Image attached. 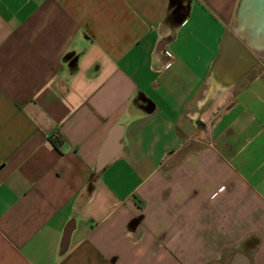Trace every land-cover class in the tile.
<instances>
[{"label":"crops","instance_id":"0c3cea01","mask_svg":"<svg viewBox=\"0 0 264 264\" xmlns=\"http://www.w3.org/2000/svg\"><path fill=\"white\" fill-rule=\"evenodd\" d=\"M237 1L0 0V264H264V62L213 75Z\"/></svg>","mask_w":264,"mask_h":264},{"label":"water","instance_id":"95a60500","mask_svg":"<svg viewBox=\"0 0 264 264\" xmlns=\"http://www.w3.org/2000/svg\"><path fill=\"white\" fill-rule=\"evenodd\" d=\"M260 59H264V0H238L233 27L222 40L213 75L230 87ZM224 264L250 262L245 254L237 251Z\"/></svg>","mask_w":264,"mask_h":264},{"label":"built area","instance_id":"2783aa9c","mask_svg":"<svg viewBox=\"0 0 264 264\" xmlns=\"http://www.w3.org/2000/svg\"><path fill=\"white\" fill-rule=\"evenodd\" d=\"M170 66V62H169V60L168 61H166L164 64H163V67L166 69V68H168Z\"/></svg>","mask_w":264,"mask_h":264},{"label":"rangeland","instance_id":"374dc122","mask_svg":"<svg viewBox=\"0 0 264 264\" xmlns=\"http://www.w3.org/2000/svg\"><path fill=\"white\" fill-rule=\"evenodd\" d=\"M237 3H238V1H237ZM237 3H236V6H237ZM235 10H236V7H235ZM234 14H235V11H234ZM258 62H264V59H262V60H261V59L258 60V61H257V64H258ZM251 72H252V71H251Z\"/></svg>","mask_w":264,"mask_h":264}]
</instances>
